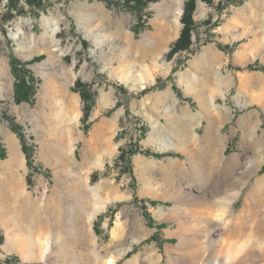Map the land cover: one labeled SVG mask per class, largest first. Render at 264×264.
Segmentation results:
<instances>
[{"label": "rangeland", "instance_id": "1", "mask_svg": "<svg viewBox=\"0 0 264 264\" xmlns=\"http://www.w3.org/2000/svg\"><path fill=\"white\" fill-rule=\"evenodd\" d=\"M176 1L0 0L2 262L264 264L243 247L264 228V0H194L170 55L189 0L177 39L153 37Z\"/></svg>", "mask_w": 264, "mask_h": 264}, {"label": "bare ground", "instance_id": "2", "mask_svg": "<svg viewBox=\"0 0 264 264\" xmlns=\"http://www.w3.org/2000/svg\"><path fill=\"white\" fill-rule=\"evenodd\" d=\"M184 1L185 0H177L176 1V8L174 10V13H173V16H172V20L170 22H167V20L165 19V17L163 18H160L159 22L157 23L156 25V34L154 35V39L157 40L158 43H161V42H166L167 44L175 39H177V37L179 36V32H180V16H181V13L183 11V6H184ZM203 4L199 1L198 2V9H203ZM15 29L18 30L16 32V34H14V38L17 39V40H20L22 39L21 38V33L19 31V22H17L15 24ZM152 38V37H151ZM32 40V39H31ZM263 43V42H262ZM253 45V44H251ZM168 50V47H165L163 50H162V53H165L166 51ZM257 55V52H254L252 54L251 57H253V59L255 58V56ZM121 69V68H120ZM157 69V68H156ZM124 73H129L125 67H123V70ZM150 73V71H149ZM156 73L155 69L152 70V74ZM123 81H126L125 78H122ZM56 106V105H55ZM54 107V106H53ZM52 107V108H53ZM58 108V109H57ZM56 110L53 108L52 110L49 109L48 111V115L54 119V121L56 122L55 123V129H57L58 132H60V134H64L63 130L65 128L66 125H63L64 123H66V115H65V112L64 109L62 107H57ZM75 109V108H74ZM74 110L70 108V111L69 114L72 116L70 117V119H68L67 122L70 123V129H72V126L73 123L74 124H78V114L77 113H74L73 112ZM69 123H67L69 125ZM67 127V126H66ZM100 130V127L99 126H96L94 128V131L92 132L91 134V140L94 141L96 140V132H99ZM70 131V130H69ZM69 134V133H68ZM62 136V135H61ZM9 140V139H8ZM7 140V141H8ZM11 143L9 145V160L11 162H16L17 160H19V154H18V151H17V147H16V144L15 142L10 139ZM167 147H171L170 144H167ZM116 147H114L115 149ZM105 153L107 154H112L113 153V150H111V147L110 145H108V147L106 146V150H105ZM106 154V155H107ZM23 156V155H22ZM251 163L248 162L247 164V167H246V170L251 168ZM248 171V170H247ZM249 172V171H248ZM11 182V181H10ZM8 186L7 188L9 189H12V187H15V184L12 182L9 184L6 185ZM93 189V188H92ZM94 190V189H93ZM7 191V189H6ZM94 192V191H93ZM97 192V191H96ZM95 194V193H93ZM191 193H189L190 195ZM98 195V194H97ZM95 198V197H94ZM205 195L204 196H201L199 199L200 200H205ZM96 199V198H95ZM95 202V201H94ZM98 202V201H97ZM96 204V203H94ZM99 205V204H98ZM98 205H95L94 206V210H97V207ZM99 207V206H98ZM94 212L92 211V213H90L89 215V218L88 220H92L93 217H94ZM226 215V214H225ZM225 218V217H224ZM224 220V219H223ZM260 233H262V237L259 238L258 240H256L255 238L254 239H251L249 240L247 243H246V246H244L243 244V247H244V250H246L247 248H250V247H256L258 249V252H257V256H259L261 259L264 260V228L260 229ZM258 238V237H257ZM51 244H52V241L48 238L46 239L45 241H43V243L41 244V249H42V252H41V257H44L45 254H47L49 251H50V248H51ZM39 245V244H38ZM40 247V246H39ZM130 247H127L126 249H123L121 252H119L118 255H121L122 253H125L126 251L130 250ZM246 247V248H245ZM39 249V248H38ZM243 250V251H244ZM251 252V251H249ZM30 256V255H29ZM29 256H25V259L28 260L29 259ZM253 257V256H252ZM246 258V257H245ZM247 259V258H246ZM30 260V259H29ZM262 260V261H263ZM222 261V260H221ZM247 264H250V262H248V260H245ZM261 261V262H262ZM115 260L113 258H110L109 260H107L106 264H114ZM264 262V261H263ZM214 264H220V259L219 258H216L215 259V262ZM251 264H254V263H251Z\"/></svg>", "mask_w": 264, "mask_h": 264}, {"label": "trees", "instance_id": "3", "mask_svg": "<svg viewBox=\"0 0 264 264\" xmlns=\"http://www.w3.org/2000/svg\"><path fill=\"white\" fill-rule=\"evenodd\" d=\"M130 1L134 2V3H142L143 0H125L126 3H129ZM206 3H211L210 0H202ZM195 8V2L194 0H189L185 3V10H184V15L182 18V23L184 25L183 29H182V33L180 35V38L178 39V41L175 43V45L172 47L170 55L179 53V52H184V51H189L190 47H191V32H193V18H192V14ZM169 56V55H168ZM37 58H34L32 61H35ZM18 81H21L20 85L18 86V84H16L15 86V90H14V102L15 103H21L23 101H30L31 98L34 95V92L26 87H23V84H25V81H22L20 79H18ZM159 85V82H157ZM78 86V83H75V88ZM158 87V86H157ZM86 113H84V116L82 118V121L86 120ZM123 153L121 152L120 157H123ZM165 156L171 155V156H176V154L174 153H166L163 154ZM178 156V155H177ZM124 158V157H123ZM155 203V202H153ZM96 227V226H95ZM162 227V226H161ZM3 242V235L0 231V244ZM0 264H22L20 263L19 259L17 257H8L6 258L3 262L0 260Z\"/></svg>", "mask_w": 264, "mask_h": 264}, {"label": "crops", "instance_id": "4", "mask_svg": "<svg viewBox=\"0 0 264 264\" xmlns=\"http://www.w3.org/2000/svg\"><path fill=\"white\" fill-rule=\"evenodd\" d=\"M7 193V191H6V188L3 186V188H0V200H6V194ZM5 211H6V209H5ZM2 211L0 210V213H1Z\"/></svg>", "mask_w": 264, "mask_h": 264}]
</instances>
